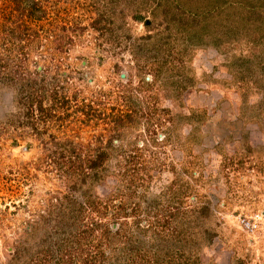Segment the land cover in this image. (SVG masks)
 I'll use <instances>...</instances> for the list:
<instances>
[{
  "label": "rangeland",
  "instance_id": "374dc122",
  "mask_svg": "<svg viewBox=\"0 0 264 264\" xmlns=\"http://www.w3.org/2000/svg\"><path fill=\"white\" fill-rule=\"evenodd\" d=\"M180 1L41 0L66 29L54 31L60 47L42 39L26 62L42 113L21 118L0 87V264H33L49 243L50 202L66 183L47 153L65 140L81 158L104 153L97 196L128 215L134 244L147 246L139 256L150 247L148 260L162 259L167 221V239L194 229L193 264H264V1L197 19L186 10L208 4ZM195 196L210 209L196 223ZM188 245L167 240L168 262L185 264L177 250Z\"/></svg>",
  "mask_w": 264,
  "mask_h": 264
},
{
  "label": "trees",
  "instance_id": "16d2710c",
  "mask_svg": "<svg viewBox=\"0 0 264 264\" xmlns=\"http://www.w3.org/2000/svg\"><path fill=\"white\" fill-rule=\"evenodd\" d=\"M172 1L179 2L180 0ZM181 1H185L182 2L185 4L190 0ZM197 1L204 5L207 3L210 8L205 10L206 6L200 8L193 6V9L199 12L188 8L185 13L195 19L199 15L211 17L212 14L220 12L225 7L233 6L232 2L234 1L242 3L241 0ZM246 16L244 12L241 17L246 18ZM50 18L48 8L41 0H5L0 5V87L14 90L21 118H33L35 111L43 112L40 107V91L36 88V78L31 77L32 74L27 70L26 62L33 49L44 46L42 39L56 44L57 48L61 46L64 37L57 35L54 31L66 29V27L56 26L57 23ZM257 22L252 24L257 26ZM99 23L100 21H95L92 27L98 30ZM35 74L41 73L36 71ZM50 114L51 111L47 110L45 118H48ZM71 143V141L65 140L64 145H58L47 153V161L55 164L60 176L65 180L66 192L57 193L53 197V201L50 202L53 211H49L48 223L53 225L49 226L53 232L47 235L46 239L49 240V243L45 244V239L40 241L39 250H35L32 255L34 257L33 264H154L152 260H150L151 262L148 260L147 256V251L151 250L150 247L145 250L143 257L139 256V250L147 246L139 245L142 242L140 238L139 243L134 244L133 240L135 236H138V232L135 235L129 229V223L124 222L128 215L120 213L117 205H113V208L110 209L97 196L96 185L103 178L101 160L104 153L97 150L92 156L81 158V153ZM192 204L193 206L186 212L190 216H195L193 217L194 223L198 218L205 220L210 212L209 205L201 202L197 196ZM93 212L96 216L90 219L86 218V213ZM104 219H110L111 223H106ZM112 224L116 226L115 229L111 228ZM158 224L161 229L156 231L158 232L157 241L162 246L160 249L162 259L158 258L155 264L163 262L170 264L168 261L174 258L172 255H176L174 250L169 251L165 248L166 241L171 237L178 242L184 241L185 247L189 244L188 248L183 247L184 250H177V252L185 255V264H193L190 256L192 246L191 242L187 240L194 238V229H187V233L182 230L177 234L176 230H173L167 239L165 236L169 223L164 221V224L161 225L158 221ZM150 227L139 228L136 221V229L141 233L147 234L150 232ZM188 227L190 228V226ZM181 234H183V238L180 237ZM82 243L86 244L88 248L82 247ZM73 251L80 259L84 255L81 262L76 260L73 263V260L71 262V259H68L70 252ZM25 252V247L16 248L13 252L15 261L24 256ZM38 255L42 257L35 263V257Z\"/></svg>",
  "mask_w": 264,
  "mask_h": 264
},
{
  "label": "built area",
  "instance_id": "2783aa9c",
  "mask_svg": "<svg viewBox=\"0 0 264 264\" xmlns=\"http://www.w3.org/2000/svg\"><path fill=\"white\" fill-rule=\"evenodd\" d=\"M244 228H246V229H250V224H249V222H245V224H244Z\"/></svg>",
  "mask_w": 264,
  "mask_h": 264
}]
</instances>
